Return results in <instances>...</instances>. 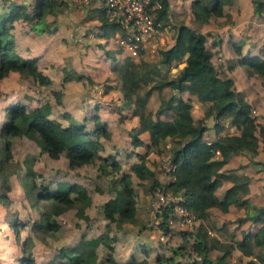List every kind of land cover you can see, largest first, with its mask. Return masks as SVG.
<instances>
[{
	"label": "crops",
	"instance_id": "crops-1",
	"mask_svg": "<svg viewBox=\"0 0 264 264\" xmlns=\"http://www.w3.org/2000/svg\"><path fill=\"white\" fill-rule=\"evenodd\" d=\"M38 1L0 0V13L8 12L9 3L14 2L24 4L28 13L32 15ZM164 1L167 10L157 19L149 48L140 50L136 56H132L125 45L118 42V39L128 36L129 33L125 30L120 28L108 36L100 35L99 15L103 0H90L84 7L63 0L61 6L45 16L49 30L42 33H36L32 29V21L25 19L15 20L11 27L15 41L14 54L22 58H36L38 68L52 81L49 86L44 87H49L53 97V91L61 92V104L56 102L55 97L54 104H50V118L62 126L76 123L83 124L91 130L94 126L92 117L97 116L107 126L109 137L100 140L102 146L99 153L102 156H113L119 162L121 168L116 177L125 176L136 196L133 220L122 223L117 227L116 233L110 234L117 237L112 243L114 249L111 255L119 264L142 259H146L147 264H166L160 257H171L172 249L183 241L182 234L188 232L177 219L173 223H168L166 232L146 225L145 220L147 217L150 219L154 197L151 191L143 192L131 184L134 177L138 178L131 166L139 161V156H143L144 172L148 174L150 180L155 181L156 190L168 189L167 185L171 178L161 169L162 152L159 153L151 146L149 131L139 132L141 144L135 147L132 145L130 131L140 127V118L123 98L122 83L117 72L121 63L131 59L140 67L144 64L147 68H154V74H150L153 79L140 91V95L144 96L149 90L146 95L147 107L154 119L172 121L174 112L170 108H165V101L169 98H182L190 101L193 120L201 121L206 127L203 135L206 142L239 134V130L231 123V117H226L220 121V126L217 125L218 120L209 107L210 102L203 101L187 90L180 91L167 85L160 89L152 87L156 80L176 77L185 65V58L164 65L160 62L161 56L158 52L173 45L178 26L183 23L205 35L206 46L212 51V62L220 73L232 79L234 89L243 94L253 108L256 121L264 126V78L258 80L257 76L248 75L246 69L240 65L241 56L233 49L236 42L240 45L243 55H258L254 50L257 42L251 41L254 44L252 46L249 43L251 38L241 36L246 30L247 23L251 20L257 23L261 16L254 13L253 0H232L229 6L224 5L222 16H211L203 23L194 18L192 0ZM17 73L11 71L8 74ZM64 76L69 77L65 82ZM55 106L61 109L60 120L52 116ZM159 108L162 110L158 112ZM170 141L168 138L165 143ZM160 148L164 150L162 145ZM63 155L65 156L62 153L60 157ZM219 156V153H216V157ZM219 173L220 185L215 190V195L219 201L225 200V209L220 206L207 209V216L195 223L191 233L198 234L212 246L208 251V257L213 264H246L250 260L255 264H264V246L254 245L252 253L246 254L242 244L246 235H253L264 226V213L258 212V208L264 207V138L258 136L256 154L233 153L225 160ZM149 178L138 182L145 187V180ZM234 185H238L239 188L235 189L231 197L226 198ZM118 189L115 188L114 195L109 198H117ZM153 193L155 196V192ZM89 197L91 196L88 195ZM140 208H143V211ZM83 215H86L85 211ZM126 225H130L131 228ZM193 240L192 237L189 238L185 253L192 251ZM186 257H177L176 262L188 261ZM192 257L200 258L196 252L192 253Z\"/></svg>",
	"mask_w": 264,
	"mask_h": 264
},
{
	"label": "trees",
	"instance_id": "trees-1",
	"mask_svg": "<svg viewBox=\"0 0 264 264\" xmlns=\"http://www.w3.org/2000/svg\"><path fill=\"white\" fill-rule=\"evenodd\" d=\"M62 1L39 0L32 15L28 13L24 4L10 2L9 11L0 13V79L14 71L29 75L39 85L49 86L52 83L51 79L38 68L36 58H22L14 54L15 41L11 34V27L15 20L25 19L32 21V29L36 33L49 30L45 16L61 6ZM231 1L192 0V13L196 21L207 22L211 16H222L224 5ZM161 2L162 7L156 14L155 23L167 10L166 2L164 0ZM252 2L254 13L258 16L262 15L264 2L261 0H253ZM99 17L101 21L100 35L108 36L121 28L117 22L109 20L103 6ZM233 49L236 54L241 56L240 65L246 69L248 75L255 74L264 77V59L262 57L250 54L243 55L239 44H234ZM159 54L161 56L160 62L164 65L181 61L184 56H187L185 65L176 77L168 80H156L152 84L153 88L160 89L167 85L180 91L187 90L203 101L210 102L209 107L218 120V126H220L221 120L231 117V123L239 130V134L227 135L218 140L206 142L203 139L206 127L201 121L193 120L190 113V101L182 98H169L165 101V108H170L174 112L172 121L154 119L147 107L146 95H148L149 90L145 92L144 96L140 95L141 89L153 79L150 74H154V68H147L144 64L140 67L131 59L125 60L118 66L117 72L122 83L123 98L129 102L134 113L140 118V127L130 131L132 145L134 147L140 145L141 139L138 137V133L147 130L150 133L151 146L159 153L169 152L170 160L175 168L171 173L172 178L167 188L172 193L180 195L182 204L197 219L201 220L207 216V209L210 207L220 206L225 209V200L219 201L215 195V190L220 185L219 170L225 160L233 153L250 152L252 155L256 154L258 136L264 138V126L256 121L253 108L243 94L234 89L232 79L220 73L218 67L212 62V51L206 46L205 35L180 23L173 45L159 50ZM68 79L69 77L64 76V82ZM53 95L56 102L61 104V92L53 91ZM161 110L162 108H159L158 112ZM50 111L51 107L47 102L30 110L22 103L9 107L7 120L0 130L3 150L9 153L12 137H38L50 158L58 159L64 153L70 168L84 164H96L97 169L106 176L118 172L121 168L119 162L113 156H102L99 153L102 146L100 140L109 137L105 123L101 122L97 116H93L94 126L91 130H88L83 124L76 123L62 126L48 117ZM168 138L171 140V146L166 148L165 141ZM161 145L164 150L160 148ZM217 152L219 157H216ZM139 158L141 162L133 164L131 168L138 178H145L148 174L144 172V157L139 156ZM6 178L0 172V203L8 207L10 198L7 192L10 185ZM114 182L120 185L116 191L117 198H109L100 208L105 219L114 221L116 227H120L122 223L133 220L136 211V198L125 176L117 178ZM155 184L153 181V188H156L157 185L155 186ZM31 186L37 185L34 182ZM27 188H30V185H27ZM42 188L44 192H41L37 198L54 203V206L57 207L55 214L67 208H75L76 215L79 217L84 214L88 193L83 186L66 182L55 190H51L47 186ZM236 188L239 186L234 185L228 191L226 198L231 197ZM173 207V204H169L162 212L159 227L164 232L168 230V219L174 217ZM258 212L264 213V207L258 208ZM47 224L52 230L58 228L55 220H49ZM43 225L41 224V229L46 226ZM16 226L12 225V228L16 230ZM182 236V243L172 249L173 255L160 257V260L166 264H213L208 257V251L212 248L211 245L202 240L198 234L193 235V233L184 232ZM103 237L104 235H100L91 239H82L80 243L69 248L63 254L67 259L64 263L96 264L97 249L103 243ZM110 237L111 243L107 244L108 256L105 261L108 264H119L111 255L114 249L112 243L116 241L117 237L116 235ZM190 237L194 239L191 245L192 251L185 253L186 244ZM244 240L242 244H244L243 251L246 254L252 253L254 245L264 246V226H261L257 233L246 235ZM23 251L24 256L20 258L22 264H37L27 242L23 246ZM194 252L200 257L199 259L192 257ZM184 256H187L186 258L189 260L176 262L177 257ZM106 262L101 264H107ZM126 264H147V260L131 261ZM246 264L255 263L250 260Z\"/></svg>",
	"mask_w": 264,
	"mask_h": 264
},
{
	"label": "rangeland",
	"instance_id": "rangeland-1",
	"mask_svg": "<svg viewBox=\"0 0 264 264\" xmlns=\"http://www.w3.org/2000/svg\"><path fill=\"white\" fill-rule=\"evenodd\" d=\"M226 4L229 6L231 2ZM241 36L251 38L249 43L257 42L254 50L264 59V13L257 23L252 20L247 23L246 30ZM255 76L258 80L264 78ZM54 97L49 87H41L29 75L24 73L6 75L0 79V130L7 120L9 107L24 102L23 104L30 110L35 104L45 102L54 104ZM152 100L154 101L155 98ZM54 110L52 116L60 120L61 109L55 106ZM48 117L50 118V115ZM2 142L0 139V172L2 176L7 177L10 185L7 192L10 205L5 207L0 203V264H22L20 258L24 256L23 246L26 242L37 264H65L67 259L63 254L66 250L77 245L84 238L91 239L100 235L104 237L103 243L97 249L96 264L106 262L107 244L111 243L110 234L118 230L114 221L104 219L100 206L114 195L115 188H119L120 185L114 182L118 173L114 172L106 176L97 169L96 164L70 168L66 156L63 155L58 159L50 158L38 137H12L9 153L3 150ZM169 143L166 144V148L171 146V141ZM164 154L169 152L165 151ZM139 162H141L140 158L136 163ZM146 178L149 176L134 177L136 180L130 179L131 184L143 192L151 191L154 197L153 192L156 188L152 187L153 181L150 178L145 180L146 188L138 182ZM34 182L37 186L32 187ZM66 182H76L84 186L91 196L87 199L86 215L82 218L76 215L75 208H67L55 214L57 207L54 203L37 198L41 192H44L42 187L47 186L55 190ZM27 185H30V188H27ZM140 210L143 211V208ZM147 219L146 225L149 221L148 217ZM49 220H55L58 228L50 229L47 224ZM41 224L46 226L41 229ZM12 225H17L16 230ZM126 226L131 228L130 225Z\"/></svg>",
	"mask_w": 264,
	"mask_h": 264
},
{
	"label": "built area",
	"instance_id": "built-area-1",
	"mask_svg": "<svg viewBox=\"0 0 264 264\" xmlns=\"http://www.w3.org/2000/svg\"><path fill=\"white\" fill-rule=\"evenodd\" d=\"M66 1L79 7H84L90 2V0ZM103 7L109 20L117 22L121 29L129 33L128 36L118 39V42L125 45L132 56L138 55L142 49L149 48L150 37L156 30V14L162 7L161 0H103ZM160 156L162 171L172 178L171 173L175 166L170 160V155L163 153ZM169 204L174 206V217L169 218L168 223H173L177 219L191 233L199 219L182 204V197L169 189L158 188L155 191L148 226L160 230L162 212Z\"/></svg>",
	"mask_w": 264,
	"mask_h": 264
},
{
	"label": "water",
	"instance_id": "water-1",
	"mask_svg": "<svg viewBox=\"0 0 264 264\" xmlns=\"http://www.w3.org/2000/svg\"><path fill=\"white\" fill-rule=\"evenodd\" d=\"M187 56V55H186ZM186 56H184V58H186Z\"/></svg>",
	"mask_w": 264,
	"mask_h": 264
}]
</instances>
